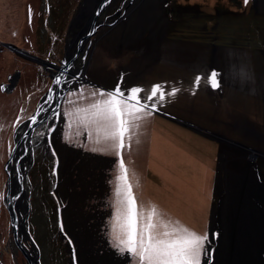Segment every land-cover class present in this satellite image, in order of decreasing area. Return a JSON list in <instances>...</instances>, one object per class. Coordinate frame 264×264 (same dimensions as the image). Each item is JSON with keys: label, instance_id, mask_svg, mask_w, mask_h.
<instances>
[{"label": "rangeland", "instance_id": "obj_1", "mask_svg": "<svg viewBox=\"0 0 264 264\" xmlns=\"http://www.w3.org/2000/svg\"><path fill=\"white\" fill-rule=\"evenodd\" d=\"M85 1L88 11L98 2L0 0V264H27L9 231L2 202V164L13 139L23 130L21 122L34 111L49 86V68H42L29 56L57 63L76 31L71 26ZM263 6L264 0H108L95 19L100 25L89 35L84 70L66 84L52 115L32 129L21 160L19 179L24 199L20 211L25 234L20 242L29 257L34 256V264H74L72 244L63 231L68 197L57 192L60 156L51 145L57 138L59 144L76 153L68 167L72 184L65 190L81 191L93 180L79 195L77 205L82 214L89 215L88 224L97 222L95 232L102 237L95 245L78 248L76 259L80 264L98 260V264H109L115 257L122 264H135L130 255H122L111 243L118 158L114 152L91 150L103 145L89 140L76 115L77 109L99 99L93 92L115 90L118 85L125 92L141 87L145 90L142 100L154 85L164 84L165 92L178 87L175 97H166V103L154 111L172 114L217 138H204L153 111L122 149L137 205L145 214L155 206L163 220L178 221L203 235L210 210H217L223 196L224 218L214 222L223 221L225 230L234 226L243 192L252 196L256 181L264 187V15L253 10ZM82 18H77L79 23ZM3 44L13 45L23 54ZM86 45L88 42L83 48ZM228 49L248 54L256 78L254 95L224 77ZM213 70L220 73L218 88L208 82ZM191 109L193 114L188 113ZM81 161L91 172H78ZM12 175L14 169L10 170ZM244 233L242 244H249ZM239 245L218 244L225 264H235ZM206 247L211 254L213 244L208 242Z\"/></svg>", "mask_w": 264, "mask_h": 264}, {"label": "snow or ice", "instance_id": "obj_2", "mask_svg": "<svg viewBox=\"0 0 264 264\" xmlns=\"http://www.w3.org/2000/svg\"><path fill=\"white\" fill-rule=\"evenodd\" d=\"M219 76L220 73L215 70L208 76L213 88L220 87ZM200 79L196 77L197 82ZM144 91L141 87H132L125 92L119 85L115 90H98L92 96H99V99L76 110L78 126L84 129L95 145H103L91 150L114 152L118 158L113 192L114 211L110 221L111 243L122 255H130L135 264H202L204 258H210V251L206 247L209 234L205 232L201 235L178 221L163 220L155 206L145 214L131 191L128 169L121 158L125 141L135 136L139 123L151 116L166 97L174 98L180 89L173 86L165 92V85L157 84L151 87L146 100H142Z\"/></svg>", "mask_w": 264, "mask_h": 264}, {"label": "bare ground", "instance_id": "obj_3", "mask_svg": "<svg viewBox=\"0 0 264 264\" xmlns=\"http://www.w3.org/2000/svg\"><path fill=\"white\" fill-rule=\"evenodd\" d=\"M87 25L88 23L86 24L85 29L87 28ZM94 26H95V22H94ZM80 33H82V31ZM80 33H78V35H80ZM51 145H53L57 149V151L59 152L58 154L60 156V163H59L60 174H59V183L57 184V192L60 195V197H63L64 195L68 197V205H69L68 210L64 211L63 214V231L65 234L68 235L70 243L72 244L71 249L73 250L74 264H80L76 259V255H75L76 250L78 248L95 245L97 241L102 240L101 239L102 237L100 238L95 232L97 222L95 221L93 223L88 224L86 220L89 217V215L82 214L78 210V205H77V202L81 200V198L79 199V195L81 193L84 194V192L87 191L85 187L91 185L93 180L91 178L90 182L89 181L87 182V185H85L86 184L85 183L84 184L85 186L82 187L81 191H72L70 193L67 192L65 190L66 185L72 184L68 167L71 168L70 166L74 162L73 161L71 163V161L73 160L76 153H72L70 149H67L65 146L59 144L58 138L55 141L52 140ZM22 152H23L22 147H20L17 152V156H20ZM24 155H22L17 162L18 169L21 167L22 164L21 160ZM87 166L88 165L83 164V162L81 161V163L77 165L78 172L80 173L81 172L87 173V171L91 172L89 167ZM247 184L248 183H245L244 187H247ZM262 186L263 185H261L256 181L255 184H253L252 186L253 188L252 196L247 197L244 195L245 193L243 192V196L240 198L238 202L239 204H241L240 206L238 204L239 208L237 207L239 209V212L238 210L235 211V215H238V218L236 219V221H234L233 227L227 226L225 230L224 227L222 226L223 221L218 222V225L222 229V234L220 236L219 243L237 244V245L240 244L238 257H236L237 260L235 261V264H264V187ZM15 187H16V181L14 180V175H12L11 190H10L11 194L16 192ZM223 198L224 197L222 196V198L218 203L217 210L216 212H214V217L212 216L214 219L222 218L223 220L224 218V215L222 214L223 212L221 211V205H222L221 202ZM23 199L24 197L21 193L16 197H14V209L16 212L17 219L19 221V225L17 227V237L19 240L25 234L23 220H22L23 217L20 211L22 207ZM233 218L234 216L231 217L232 220ZM74 227H76V230H74ZM243 231L245 232L244 234L246 236L247 241H249V244H242ZM250 241L253 244H250ZM216 248L217 250L215 251V257L211 261H209L208 264H225L226 262L225 254L223 253L222 255L221 253L222 251L219 250L218 246ZM29 260L31 261V264H34V256L29 257ZM233 260L234 257L232 261ZM98 263L99 260L96 261L95 264ZM109 264H122V263L118 260V258L113 257L112 259H110Z\"/></svg>", "mask_w": 264, "mask_h": 264}, {"label": "water", "instance_id": "obj_4", "mask_svg": "<svg viewBox=\"0 0 264 264\" xmlns=\"http://www.w3.org/2000/svg\"><path fill=\"white\" fill-rule=\"evenodd\" d=\"M107 2L108 0H98V2L95 4L92 11L90 12L87 28L86 29L84 28L82 30V33H80V35L77 36L78 39H76L74 49L70 52L66 51L65 53H63L62 57L59 59L57 63L47 62L35 56H29L30 60H33L36 64L40 65L42 68L44 66L47 67L46 69L49 68V70H47L48 71L47 77L49 78V86L47 87L46 91L42 94L34 111L30 114L28 118L24 119L21 122V125L23 126V130L20 134L17 135V137L13 139L12 146L8 152L6 160L2 164V170L5 174V190H4V198L2 202L8 217L9 231L13 243L15 244L17 249L21 252L27 264H31V261L29 260V254L26 253V251L22 247L20 240L17 237V227L19 225V221L17 219L16 212L14 209V197H16L21 193V186L19 179L20 173L17 162L20 159V157L24 155L25 146L27 143L26 140H28L32 129L37 124H39L43 120L47 119L50 115H52L56 107L59 105L60 99L63 97L66 84L70 80H75L76 78H78L81 75L82 71L84 70L85 67L84 63H82L78 68H76L72 66L73 60L77 56V53L80 49V44L93 31L95 27L94 20L96 16L101 12V10L103 9V7L106 5ZM3 46L23 54L21 51L17 50L13 45L3 44ZM15 77L16 74L14 75V79ZM57 80H59V83H57ZM2 85H3L2 87L7 88V84H2ZM155 114H158L159 116H162L167 120H170L184 128H187L204 138L217 141V138H215L213 134L205 131L204 129L198 126L192 125L189 122L181 121L172 115H167V114L163 115L158 112H155ZM20 147H22L23 152L20 156H17V152ZM11 169H14V180L16 181V192L12 194L10 192L11 180H12V177L10 176ZM214 212H216V207L213 210H210L209 212L208 220H207V228H206V232L209 234L208 242H211V244H213V249L210 254V258H204L202 264L209 263V261H211L215 257V251L217 250L216 247L218 246V244H220L219 240L222 234V229L218 224L214 222V218L212 217L214 216ZM213 232H217L218 236L214 237Z\"/></svg>", "mask_w": 264, "mask_h": 264}, {"label": "clouds", "instance_id": "obj_5", "mask_svg": "<svg viewBox=\"0 0 264 264\" xmlns=\"http://www.w3.org/2000/svg\"><path fill=\"white\" fill-rule=\"evenodd\" d=\"M228 60L224 77L233 85L239 86L241 90L248 88V93L254 95L256 93V78L248 58L247 53H239L233 49H228L226 52Z\"/></svg>", "mask_w": 264, "mask_h": 264}, {"label": "flooded vegetation", "instance_id": "obj_6", "mask_svg": "<svg viewBox=\"0 0 264 264\" xmlns=\"http://www.w3.org/2000/svg\"><path fill=\"white\" fill-rule=\"evenodd\" d=\"M89 1H92V0H88V2ZM255 1H253V3H254ZM87 2L85 1V4L84 5H82V7H81V10H80V13H79V15H77L75 18H74V22L72 23V26L71 27H76V31L72 34V39L68 42V43H66L65 44V46H64V52H62V54L63 53H65L66 51L67 52H70V51H72L73 49H74V47H75V42H76V39H78V33H80L84 28H85V26H86V24L88 23V21H89V12L90 11H88L89 10V8H87ZM103 9H104V7H103ZM102 9V10H103ZM260 9V10H259ZM259 9H255V8H253V10L255 11V13H259V14H263L264 15V6L263 7H260ZM86 10V11H85ZM102 10H101V12H102ZM100 12V13H101ZM99 13V14H100ZM98 14V15H99ZM97 15V16H98ZM84 16V17H83ZM96 16V17H97ZM79 17H83L82 18V21L83 22H81V23H79V21H78V19L77 18H79ZM96 19V18H95ZM94 22H95V20H94ZM101 23V22H100ZM98 25H100L99 24V22L98 23H95V27L96 26H98ZM94 27V28H95ZM93 31H94V29H93ZM93 31L91 32V34L93 33ZM90 34V35H91ZM88 38H89V36L80 44V49H79V51H78V53H77V56H76V58L73 60V63H72V66L74 67V65H75V63H76V60H78L79 61V66L82 64V63H84V64H86V62H87V60H86V57H85V55H86V53H87V51L88 50H90V47H89V44H90V42L88 41ZM72 40H74V43H73V41ZM87 42H88V45H86L85 46V48H83V46H84V44L86 43L87 44ZM262 44H263V46H264V41H262ZM260 50V49H259ZM263 50H264V48H263ZM261 51V50H260ZM262 52H264V51H262ZM261 52V54H262V56L264 57V53H262ZM264 62V61H263ZM264 65V64H263ZM16 78V77H15ZM16 80V79H15ZM246 152H249V150H246ZM240 156V155H239ZM243 157V155L242 156H240V158H242ZM232 158H234V157H232ZM253 164V163H252ZM222 169V168H221ZM225 169V168H224ZM225 170H227V169H225ZM222 171V170H221ZM224 171H222V173H223ZM224 175V174H223ZM15 245V244H14ZM16 247V246H15ZM22 247L24 248V246L22 245ZM17 248V247H16ZM24 250L26 251V253L27 254H29V251L28 250H26L25 248H24ZM25 259V258H24ZM26 261V260H25Z\"/></svg>", "mask_w": 264, "mask_h": 264}, {"label": "crops", "instance_id": "obj_7", "mask_svg": "<svg viewBox=\"0 0 264 264\" xmlns=\"http://www.w3.org/2000/svg\"><path fill=\"white\" fill-rule=\"evenodd\" d=\"M191 92H193L192 90H191ZM190 97H191V95L190 94H188ZM198 96H200L199 94H198ZM195 97V95H192V98H194ZM166 102H164V104H165ZM193 103H192V101L191 102H189V105L190 106H192V108H193V105H192ZM169 106H172V105H169ZM166 113H168V114H170V112L168 111V112H166ZM189 114H193V109H191V110H189V112H188ZM209 113H213V112H210L209 111ZM170 115H172V114H170ZM173 116V115H172ZM178 119H180V118H178ZM180 120H183V119H180ZM180 224V223H179ZM206 228H207V222H206ZM206 230V229H205Z\"/></svg>", "mask_w": 264, "mask_h": 264}]
</instances>
